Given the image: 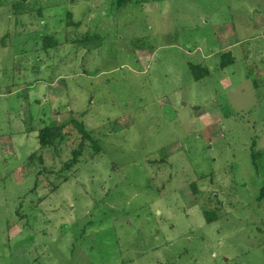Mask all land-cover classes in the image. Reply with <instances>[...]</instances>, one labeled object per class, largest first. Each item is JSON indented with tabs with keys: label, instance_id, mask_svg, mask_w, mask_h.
<instances>
[{
	"label": "rangeland",
	"instance_id": "374dc122",
	"mask_svg": "<svg viewBox=\"0 0 264 264\" xmlns=\"http://www.w3.org/2000/svg\"><path fill=\"white\" fill-rule=\"evenodd\" d=\"M253 146L264 0H0V264H264Z\"/></svg>",
	"mask_w": 264,
	"mask_h": 264
},
{
	"label": "trees",
	"instance_id": "16d2710c",
	"mask_svg": "<svg viewBox=\"0 0 264 264\" xmlns=\"http://www.w3.org/2000/svg\"><path fill=\"white\" fill-rule=\"evenodd\" d=\"M135 1V0H117V3L119 6H125L127 3ZM91 37L89 35L84 36V40H86L88 37ZM43 47L50 46V38L44 37L43 41ZM233 62V57L231 54L225 52L222 53L221 59H220V67L223 68L226 65ZM190 68L192 70V73L194 74V79L201 80L205 76H208L211 73L210 67L202 64H194L190 63ZM74 127L79 135H80V141L78 142V146L75 147L71 151V157L66 160L62 166V170L66 169H72L77 163L80 161V158L84 152L86 142H91L93 146L95 147V150L97 152H100L101 148L98 145V140L93 137V131L86 128L83 122L79 121L75 116H72L67 122L64 123H50V124H43L39 125L37 128V138L40 145V148H48L54 144H56L57 141L63 140L68 136V133H72L73 131L70 129V127ZM262 150L256 149L255 146L252 148V161L253 164L258 171L261 166L258 163V161L263 156ZM41 159H43L41 157ZM43 171H39V174H42ZM263 172H264V165H263ZM264 174V173H263ZM195 186V185H193ZM36 188V186H35ZM34 188V189H35ZM57 187L54 188V190ZM33 189V190H34ZM196 190V188H195ZM258 199L260 201L264 200V179H263V185L260 189V194ZM19 213V210L17 211Z\"/></svg>",
	"mask_w": 264,
	"mask_h": 264
}]
</instances>
